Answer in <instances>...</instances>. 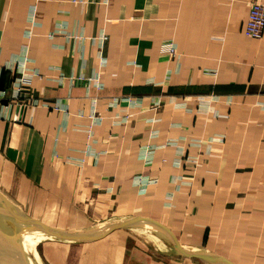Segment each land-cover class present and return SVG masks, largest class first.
I'll return each instance as SVG.
<instances>
[{
    "label": "crops",
    "instance_id": "obj_1",
    "mask_svg": "<svg viewBox=\"0 0 264 264\" xmlns=\"http://www.w3.org/2000/svg\"><path fill=\"white\" fill-rule=\"evenodd\" d=\"M254 1L264 3L0 0V87L11 92L6 67L24 51L28 68L39 71L11 101L10 117L19 119L0 118V190L24 209H57L66 216L62 229L150 217L182 246L230 264H264V33L244 34ZM61 22L85 39L50 36ZM101 31L104 66L96 53ZM166 40L178 58L160 50ZM214 135L224 138L208 152L203 141L192 145ZM148 145L156 148L147 161L141 149ZM181 150L198 164L175 167ZM135 176L153 181L140 187ZM142 229L161 244L154 228ZM110 235L84 243L106 245L90 250V262L122 264L126 245L132 255L124 264L171 259L163 253L165 262L153 261L134 240L122 246Z\"/></svg>",
    "mask_w": 264,
    "mask_h": 264
},
{
    "label": "water",
    "instance_id": "obj_2",
    "mask_svg": "<svg viewBox=\"0 0 264 264\" xmlns=\"http://www.w3.org/2000/svg\"><path fill=\"white\" fill-rule=\"evenodd\" d=\"M0 209L13 222V224H7L0 219V264H25L21 256L15 255L6 236L7 233L13 232L14 230L35 229L48 237L45 239L46 241H55L63 244H83L100 240L118 229H133V227L154 228L160 237V241L162 240L161 247L164 248L163 251L165 254L192 257L200 261L202 260L207 264H230L225 257L206 248L178 244L173 241L160 223L150 217L147 218L138 215L122 216L100 221V223L83 228L62 229L52 225H45L41 221L24 214L18 207L8 202L1 192ZM23 225L25 227H22Z\"/></svg>",
    "mask_w": 264,
    "mask_h": 264
},
{
    "label": "built area",
    "instance_id": "obj_3",
    "mask_svg": "<svg viewBox=\"0 0 264 264\" xmlns=\"http://www.w3.org/2000/svg\"><path fill=\"white\" fill-rule=\"evenodd\" d=\"M107 0H103V2H106ZM247 20L245 23V28H244V34L247 37L254 38V39H260L263 35V30H264V3H260L258 1H254L250 3L249 6V11L247 14ZM65 24L64 22H61V24L58 25V27L52 31L49 35H53V33L56 32H63L66 37L74 38L76 40L83 41L85 39V36H83V31L82 29L78 28L75 33H67L65 30ZM30 35V30L27 31L26 37ZM97 56L99 60V65L104 66L106 63V57L105 54L103 53L105 43L108 40V36L101 31L97 35ZM160 50L163 52L168 53L170 56L173 58H178L179 54L176 51V47L173 41H164L162 42L160 46ZM23 59L20 61H15L14 64H9L6 67V70L13 73V79L11 83V92L9 93L6 88L0 87V118L1 119H11V121H17L19 118L17 114H14L12 117H10V110H11V101L17 100L20 98V94L23 92L25 89H29V86L32 83V80L34 77L39 75V71L35 67H29L28 64L32 61L30 58H28L26 52L24 51L23 53ZM88 82V79H87ZM95 86H100L101 83L96 81H93ZM112 102H115V99H113ZM94 103V101H93ZM31 104L33 105H38L37 101L32 98ZM94 106L95 103L93 104V109L91 111V117L93 120L94 124H97L101 122V116L94 111ZM50 108L58 110L59 112L62 113V117H67L68 113L66 111V108H64L61 104H58L57 102H53L51 105H49ZM223 135H214V137H210L207 140H201L198 139V141H193L192 145L193 146H200L202 141L205 144V150L208 152V149L210 148V145L214 142V140L218 139L221 140L223 139ZM170 144H175L174 141H171ZM155 146L148 145L144 146L141 149L142 155L144 156L145 160H151L152 156L154 154ZM178 156L175 158L173 161V165L175 167H181V166H188V167H195L198 162H199V157L198 156H192V155H187L184 153V151H180V153L177 154ZM135 184L144 187L147 186L149 182H152L153 180L146 179L145 177L142 176H135L134 178Z\"/></svg>",
    "mask_w": 264,
    "mask_h": 264
},
{
    "label": "rangeland",
    "instance_id": "obj_4",
    "mask_svg": "<svg viewBox=\"0 0 264 264\" xmlns=\"http://www.w3.org/2000/svg\"><path fill=\"white\" fill-rule=\"evenodd\" d=\"M2 194L4 198L7 199L8 202L18 207L24 214L32 218H35L38 221H41L45 225H48V226L52 225L58 228H63L66 225V220H65L66 216L61 214L60 211H58L57 209L49 210V211L44 210L43 212L34 211L33 209H30V207H28L27 209H24V207L22 208L21 206L14 204V202L4 192H2ZM28 205H30V203H28ZM0 219L7 224H13V222L9 220V218L3 213V211H1V209H0ZM23 232L24 230H16V231L14 230L13 232H9L10 234L7 233L6 236L10 242V246L14 250L15 255L21 256L23 260L25 261V264H98L96 260L92 262L89 261L90 260L89 254L91 253L90 250L93 251V249H96V248L97 249L101 248L102 250H104L106 247L105 244L100 245V246H90L89 244H84V243L79 244V245L77 244L74 245L70 243L60 244L54 241H46L45 239H42V238H40L37 242H35L34 239L36 238L33 235L32 242L34 243V246L29 249L28 244L31 245L32 242L25 243L24 240L21 242V239H19V241L21 242L20 243V242H17L18 240H16L15 238V237L19 238V234L21 236ZM132 233L133 235H131L129 231H127V229H119V230H116L114 233H111L110 236L113 238V240L120 239L121 242L125 239H129L128 241L131 240V242L134 240L133 242L137 244L136 245L137 247L142 246L143 248H145L146 252L152 256V260L154 259L156 261L165 262V260L169 257L163 254L164 248L161 247L162 240L160 241V238H159V242L161 243L160 246L149 247L147 243L145 242V239L142 237V235H140L135 230H133ZM10 235H12V237ZM148 238L151 239L154 243L159 244L157 241H155V239L152 236H148ZM122 246H123V242H122ZM127 248H128V245L124 247L122 254L120 253V256H121L120 261H122V264H124L123 262L126 261L132 255V252H129ZM138 248L141 249L140 247ZM118 249H121V248H117V251ZM30 250L32 251L34 250V252L30 253L29 252ZM145 250H142L141 252H144ZM26 256H27V259H29L28 258L29 256L32 259V261L26 260ZM97 258L98 259L104 258V254L102 253L100 255H97ZM169 258L171 259L165 262V264H167L169 261H171V264H207L206 262L202 260L200 261L192 257H171L170 256Z\"/></svg>",
    "mask_w": 264,
    "mask_h": 264
},
{
    "label": "bare ground",
    "instance_id": "obj_5",
    "mask_svg": "<svg viewBox=\"0 0 264 264\" xmlns=\"http://www.w3.org/2000/svg\"><path fill=\"white\" fill-rule=\"evenodd\" d=\"M7 200V199H6ZM22 227H25L24 225L22 226ZM23 230V229H22ZM129 230H131V231H133V230H135L136 232H138L140 235H142V237L145 239V242L147 243V245L149 246V247H154V246H160V244H156V243H154L151 239H149L148 238V236L146 235V233H145V231L142 229V227H133V229H129ZM19 232V231H18ZM10 234V233H9ZM34 235V237L36 238V239H34L35 240V242H37L40 238H42V239H47L48 237L45 235V234H43L42 232H40V231H38V230H35V229H24V232L21 234V236H20V234H19V238H17V237H15L16 238V240H18L17 242H20L19 241V239H21V242L24 240V242L25 243H27V242H32V236ZM11 237H12V235H10ZM20 242V243H21ZM34 246V243L32 242L31 243V245L30 244H28V247H29V249L31 248V247H33ZM28 249V250H29ZM22 252H23V250H22ZM30 253L31 252H34V250L32 251V250H30L29 251ZM25 253H27V252H25ZM29 253V254H30ZM28 255V254H27ZM30 257H31V255H30ZM29 256H28V258L29 259H27V256H26V260H31L32 261V259L30 258ZM28 261H27V263H28Z\"/></svg>",
    "mask_w": 264,
    "mask_h": 264
}]
</instances>
